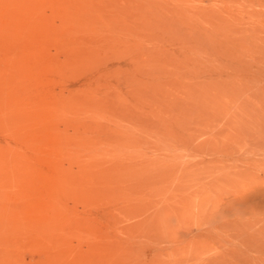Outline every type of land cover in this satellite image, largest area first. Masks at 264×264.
<instances>
[{"label": "rangeland", "instance_id": "obj_1", "mask_svg": "<svg viewBox=\"0 0 264 264\" xmlns=\"http://www.w3.org/2000/svg\"><path fill=\"white\" fill-rule=\"evenodd\" d=\"M0 264H264V0H0Z\"/></svg>", "mask_w": 264, "mask_h": 264}]
</instances>
